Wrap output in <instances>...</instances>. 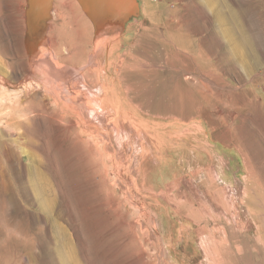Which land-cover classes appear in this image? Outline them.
<instances>
[{
    "label": "rangeland",
    "instance_id": "374dc122",
    "mask_svg": "<svg viewBox=\"0 0 264 264\" xmlns=\"http://www.w3.org/2000/svg\"><path fill=\"white\" fill-rule=\"evenodd\" d=\"M117 1L0 0L12 96L50 36L110 89L96 131L0 114V264H264V0Z\"/></svg>",
    "mask_w": 264,
    "mask_h": 264
},
{
    "label": "bare ground",
    "instance_id": "6f19581e",
    "mask_svg": "<svg viewBox=\"0 0 264 264\" xmlns=\"http://www.w3.org/2000/svg\"><path fill=\"white\" fill-rule=\"evenodd\" d=\"M108 1L113 3V1L115 0H107V2ZM117 2L118 1L116 0L115 3ZM116 5L118 6L119 4ZM31 6L32 11L28 16L29 18H31L32 16L35 17H33L34 19H30L31 30L35 32L40 29H46L47 25H42L40 24V22L41 19L46 17L49 13L48 4L45 2V0H32ZM47 29H49V26ZM82 32L83 31H81V34H83ZM82 41H85L86 44V40ZM58 43L59 41H57V38L55 36H50L48 39V45H44V47L41 48L42 55L47 53V57H45L46 55H44V58L42 60L38 58V65H40V69L42 70H35V68H33L30 64H26L23 67V81L25 83L29 82V84L15 96H12L11 92L9 91V79L6 76L1 77L0 79V84H4V87L6 86V88H0V114L3 115L4 112L7 111V109L12 110V114L10 113L11 116L9 117L10 121L8 125H17L19 128L23 129L25 135H29L32 129V124L26 122V119L31 117V114L42 116L43 114L45 115L48 111L51 110L54 112V114L60 116V120L65 119V115L63 116V114L65 113H71L74 115L76 114L81 119L82 124L85 125V127H87L89 130L98 129L96 126V121H94L97 118L99 119V117H102L105 120L107 119L106 117L109 113V106L106 102V99L107 94L110 93V89L106 88L107 85L103 86L100 83L102 79L108 80V78L101 71L102 63L98 61L99 58L96 57V55H90L88 59L85 57L87 61H85V66L82 70H80V72L78 70V67L73 68V66H70L67 68L62 63L64 59H66L65 57H63V55H61L58 59L55 58ZM101 46L102 42L100 41L96 45V50H99ZM68 54L73 55V53ZM35 59L36 56L32 58L34 62ZM84 59L81 60L84 61ZM69 61L70 62L66 61L65 63L72 64L75 62V60L74 62L72 61V63L71 60ZM26 72L28 74H26ZM38 75L39 77L46 76V78L42 79L40 77L41 79L39 78V80H36L35 76ZM41 90L43 92H41ZM118 98L119 96L115 93L111 99L112 101L110 100L112 106H114L113 101H115L116 103L118 102ZM94 114L96 116H94ZM72 124L74 125V123H71V125ZM80 127L81 125L78 126V128ZM103 128L104 127H102V129ZM30 142L32 141L30 140ZM262 221H264V219ZM216 261V259L213 260L214 263H216ZM216 264H220L219 261Z\"/></svg>",
    "mask_w": 264,
    "mask_h": 264
},
{
    "label": "crops",
    "instance_id": "0c3cea01",
    "mask_svg": "<svg viewBox=\"0 0 264 264\" xmlns=\"http://www.w3.org/2000/svg\"><path fill=\"white\" fill-rule=\"evenodd\" d=\"M235 173V168H233L232 171L229 169H224V175L220 176V178L225 184L234 185L235 181L237 180V176L235 175Z\"/></svg>",
    "mask_w": 264,
    "mask_h": 264
}]
</instances>
